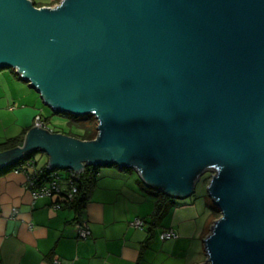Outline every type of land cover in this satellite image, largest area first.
<instances>
[{"label":"water","instance_id":"1","mask_svg":"<svg viewBox=\"0 0 264 264\" xmlns=\"http://www.w3.org/2000/svg\"><path fill=\"white\" fill-rule=\"evenodd\" d=\"M95 139L33 126L0 170L36 151L52 170H134L173 199L207 193L221 216L202 264H264V0H0V70Z\"/></svg>","mask_w":264,"mask_h":264},{"label":"crops","instance_id":"2","mask_svg":"<svg viewBox=\"0 0 264 264\" xmlns=\"http://www.w3.org/2000/svg\"><path fill=\"white\" fill-rule=\"evenodd\" d=\"M50 3L37 6L51 7ZM40 101L14 70H0V144L33 127ZM33 160L36 170L48 163L47 159L40 166ZM14 169L0 175V264H196L188 259V250L190 241L197 238L199 214L195 210L192 224L184 227L179 221L174 223L173 208L171 221L164 224L169 210L151 228L156 191L134 170L99 169L89 200L75 212L63 194L33 199L24 174ZM61 187L65 192L64 183ZM137 218L144 221L142 229L129 226ZM84 222L91 235L80 239L76 225ZM164 230L177 235L167 239L176 240L170 248L163 244L167 240L158 239Z\"/></svg>","mask_w":264,"mask_h":264},{"label":"rangeland","instance_id":"3","mask_svg":"<svg viewBox=\"0 0 264 264\" xmlns=\"http://www.w3.org/2000/svg\"><path fill=\"white\" fill-rule=\"evenodd\" d=\"M35 1V3L39 2L38 4H48L51 0ZM59 2L60 0L54 3H50L52 4L51 7L57 5ZM40 102L41 109L38 111V114H40L42 117H48L47 126L50 130L54 132L69 133L70 129H72L73 132H77L75 127H69V119L66 116L54 113L48 106L44 105L42 101ZM33 156L37 161V164L40 166L45 160L47 161V156L42 152L36 151L33 153ZM99 169H102V167H100ZM58 173L62 176L61 178H63L64 170H58ZM211 176L212 171L210 170L203 173L195 183L193 194L185 199H173L168 197L169 201L172 202V204L170 205L171 209H169L171 211L168 216H166V218L164 219V224L166 222L168 223V221H171L170 218L172 217L174 208V210L176 209L175 215L173 217L174 223L179 221L184 227H187L188 225L186 223L189 222L190 226L193 222L191 221V219L196 216L195 210L197 215L199 214L197 218V222L199 225V228L197 229L198 232L196 234L197 238L194 239V241H190L191 247L188 250L189 252L187 251L188 259L190 258L191 261H194V263L196 264H202L206 258L203 248V240L205 236L203 237V235L207 233V230H209L212 224L217 221L221 216L212 198L207 193L206 188L208 187ZM190 231L191 229L187 230V234H189ZM184 235L181 236V238H184ZM185 241L186 243H188L189 239ZM175 242L176 240H167L164 241L163 244L170 248V246H173Z\"/></svg>","mask_w":264,"mask_h":264},{"label":"trees","instance_id":"4","mask_svg":"<svg viewBox=\"0 0 264 264\" xmlns=\"http://www.w3.org/2000/svg\"><path fill=\"white\" fill-rule=\"evenodd\" d=\"M56 1H59V0H54L53 3ZM33 5L35 7H40V6H37L34 2H33ZM38 115L39 114H37L36 116ZM61 115L66 116L69 119V122H68L69 127L71 128L75 127L77 131V132H73L72 129H70L69 133L63 132L61 134H65L67 136H71V137H74V138H77L83 141H90V140L95 139L97 135V128H96L97 120L95 119L94 116L85 115L82 117H74L68 114H61ZM39 116L42 118V121L44 122L45 126L48 128L47 126L48 117L45 118V117H42L41 115ZM48 130L50 132H54L50 130L49 128ZM27 131L28 130H24L19 136L12 138V139H8L4 143H1L0 152L11 150V149H14L20 146L23 143V139ZM33 158H34L33 154L24 156L22 160H20L16 164L1 169L0 175L4 174L7 171L13 170L21 161L31 160ZM99 168L100 167H86L84 170V173L81 175L80 180L78 182L77 193L75 194L73 200L71 202L65 201L66 205L69 208L73 209L75 212L82 210L84 208L85 203L89 200L91 192L95 185L96 175H97V172L99 171ZM121 170L128 171V169H125V168H122ZM155 194H156L155 195L156 200L154 204V207H155L154 212L152 215L153 221L150 224L151 228L155 225L157 221L165 217V215L168 213L171 207L170 205L172 204V202L169 201L170 197L168 198V196H166L162 192L156 191Z\"/></svg>","mask_w":264,"mask_h":264},{"label":"built area","instance_id":"5","mask_svg":"<svg viewBox=\"0 0 264 264\" xmlns=\"http://www.w3.org/2000/svg\"><path fill=\"white\" fill-rule=\"evenodd\" d=\"M34 124L41 129L48 130L42 118L38 115L34 117ZM49 131V130H48ZM34 160L21 161L14 172H22L27 180V189L32 195L33 199L39 197H52L63 194L66 202H71L77 193V185L81 175L84 173L86 167L80 171L64 170L63 178L59 175L58 170H52L49 164H45L42 168L34 169ZM29 169H32L29 172ZM213 175V173H212ZM64 183L66 190L63 192L61 184ZM14 211V210H13ZM15 213V211H14ZM131 228L142 229L144 221L141 218L134 219L129 222ZM77 236L80 239H87L91 234L87 223L76 225ZM177 235L172 230H164L158 234V239L163 241L167 239H176ZM55 263H57L55 261Z\"/></svg>","mask_w":264,"mask_h":264}]
</instances>
